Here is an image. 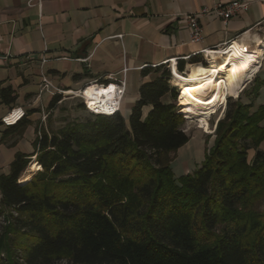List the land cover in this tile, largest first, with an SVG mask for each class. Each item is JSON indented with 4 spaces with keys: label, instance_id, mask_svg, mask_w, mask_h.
Returning a JSON list of instances; mask_svg holds the SVG:
<instances>
[{
    "label": "trees",
    "instance_id": "1",
    "mask_svg": "<svg viewBox=\"0 0 264 264\" xmlns=\"http://www.w3.org/2000/svg\"><path fill=\"white\" fill-rule=\"evenodd\" d=\"M156 72L129 121L91 114L40 132L34 153L15 155L0 174V264H264V79L228 99L204 161L176 176L172 154L190 136L171 70ZM0 97L16 100L11 87ZM33 156L41 169L23 183Z\"/></svg>",
    "mask_w": 264,
    "mask_h": 264
},
{
    "label": "crops",
    "instance_id": "2",
    "mask_svg": "<svg viewBox=\"0 0 264 264\" xmlns=\"http://www.w3.org/2000/svg\"><path fill=\"white\" fill-rule=\"evenodd\" d=\"M232 1L245 0H41L40 4L0 0V90L11 87L16 97L11 104L0 97V122L12 109L23 108L27 117L25 128L7 136H3L7 127L0 125V174L9 172L18 152H35L42 115L53 112L64 100L65 95L52 105L57 94L41 89V70L56 87L72 95L90 82L125 78L120 112L128 120L141 84L160 75L157 67L174 70L175 63L186 74L192 65L208 68L210 52L224 55L228 43L254 46V37L264 38V0H246L248 8L227 24L213 14L201 16L203 41L191 40L187 15ZM261 48L264 53V45ZM147 68L150 72L143 75ZM256 76L264 79V70L245 88L254 84ZM163 101L173 100L166 94ZM150 109L146 106L144 114ZM190 144L191 140L179 149L180 156L188 153L180 174L194 169L190 165L200 155L199 142Z\"/></svg>",
    "mask_w": 264,
    "mask_h": 264
},
{
    "label": "bare ground",
    "instance_id": "3",
    "mask_svg": "<svg viewBox=\"0 0 264 264\" xmlns=\"http://www.w3.org/2000/svg\"><path fill=\"white\" fill-rule=\"evenodd\" d=\"M253 43L254 46H250L234 41L231 46L223 50L224 55L220 52H210L209 67L197 69L196 65H192L187 75L179 72L174 63L172 83L183 93L180 112L188 118L195 119L204 131L212 133L209 123L211 115L216 113L221 105L226 104L228 95L237 94L259 71L264 38L257 35ZM114 89V85L106 88L92 84L81 91V95L87 99L92 108L105 113L109 111L108 102L115 97ZM28 167L26 175L21 178L23 183L32 178L34 171L41 169V165L36 161Z\"/></svg>",
    "mask_w": 264,
    "mask_h": 264
},
{
    "label": "rangeland",
    "instance_id": "4",
    "mask_svg": "<svg viewBox=\"0 0 264 264\" xmlns=\"http://www.w3.org/2000/svg\"><path fill=\"white\" fill-rule=\"evenodd\" d=\"M261 61H262V58H261ZM263 66H264V64L263 65L261 64L259 71L263 69ZM224 75H225V73H223V76ZM171 85L174 86V84L172 82H171ZM89 86L90 85H88L86 88H88ZM245 87L243 89H241L235 95H228L226 104L221 105L217 109L216 113L211 115V117L209 118V123H210V128L212 129V133L204 131V129L202 128L200 123H198L193 118L186 117V115L182 113L183 117L185 118L183 128H184L185 132L190 136V140H191L190 145L192 146L193 144L199 142V144L201 146L200 147L201 152L199 153L200 155L198 157H196L194 160L195 162L193 161L194 163L192 165H190V166H195L194 169H193V167H191L192 170H190L189 172H186L185 174L193 172L204 161L206 154L212 148V146L214 145L215 140L217 138V134H216L217 125H218V122L221 119H223L225 114H226L228 99L230 97L234 100L238 99V97L241 94H243L245 92V90L249 89V88H245ZM85 89L83 88L82 91H84ZM176 89L178 92V97H177V100L175 101V103H176L178 111L180 112V109L182 108L181 97H182L183 93L181 92L180 88L178 89V87H176ZM263 93H264V91H262L260 89L259 96L256 99L257 105H259V103H260V102H258V100L264 101ZM63 95H65L63 102L61 104H59L53 112L48 113V115L46 117H44V115H42V117H41L42 119L39 122L41 128L38 129V130H40V132H42L44 130L56 131L57 129L64 126L68 122H71V121H74L77 119L83 120V119L91 116L92 113H90L89 110L86 109L87 106H86L83 98H81L78 95H72V94H63ZM250 99L251 98L248 99L247 96L243 97V101H250ZM82 103L85 105V108L82 106ZM127 121H129V119ZM260 147H261V149L264 150V142L261 144ZM179 151L180 150L178 149L175 153L172 154L173 161L171 163V166H172L173 171L175 172L176 176L184 175L183 173H181V174L178 173L179 172L178 170L183 172L184 166H183L182 162L185 161L186 159H188V153H182V155L180 156ZM254 155H255V150L254 149L249 150L248 160L251 161L253 159ZM34 161H35V156L32 157L31 163ZM196 161L200 162V163L197 164ZM174 167L177 169L174 170ZM28 169H29V167H27V169L24 171L21 178H23L26 175V172ZM35 172L36 171H34L33 174ZM59 264H72V263L65 260V261L60 262Z\"/></svg>",
    "mask_w": 264,
    "mask_h": 264
},
{
    "label": "built area",
    "instance_id": "5",
    "mask_svg": "<svg viewBox=\"0 0 264 264\" xmlns=\"http://www.w3.org/2000/svg\"><path fill=\"white\" fill-rule=\"evenodd\" d=\"M32 1H36L38 4L41 3V0H32ZM248 6H249V1H246V0L245 1H232V2H227V3H218V4L214 5V7H212V8L206 7L198 13H192V14L187 15L186 20H187L189 28H190L191 40L195 43H200L203 41V28L199 22V18L201 16L213 14V15H216L218 17H221L223 22L225 24H227L228 21L232 17H234L238 13L246 10L248 8ZM232 43L233 42L228 43L226 46L229 47L232 45ZM43 61L46 62L45 59ZM173 74H174V70L171 69V78H170L171 82H172L173 77H174ZM186 75H187V73H186ZM41 79H42V81H41L40 86H41L42 90H48L49 89L52 91L53 94H62L63 95V94L67 93V91H64V90L56 87L44 70H41ZM94 83L96 85H100V86H103L106 88L114 85L115 86V89H114L115 97L113 100L108 102L109 111L105 112V113H101V112L97 111L96 109H94L90 106L87 99H85L84 96L81 95V91H82L81 90L77 93V95L80 96L81 98H83V100L87 106L86 109H88L90 113L97 114V115H100V114H102V115H113V114L119 112L121 110L122 101H123L124 95L126 93V85H127L126 79L123 78V79L118 80V81H113L110 83H102V84H99L97 82H90L84 87V89L88 85H91ZM25 115H26V111L23 108L12 109L9 113H7L6 115H4L1 118V122L5 127H9L11 125H15L16 122L21 120L23 117H25ZM44 117H46V115H44ZM37 170H39V169H37Z\"/></svg>",
    "mask_w": 264,
    "mask_h": 264
}]
</instances>
